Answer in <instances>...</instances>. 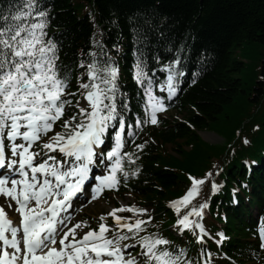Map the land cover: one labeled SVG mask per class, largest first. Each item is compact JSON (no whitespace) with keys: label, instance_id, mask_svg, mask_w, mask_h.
Listing matches in <instances>:
<instances>
[{"label":"snow or ice","instance_id":"obj_1","mask_svg":"<svg viewBox=\"0 0 264 264\" xmlns=\"http://www.w3.org/2000/svg\"><path fill=\"white\" fill-rule=\"evenodd\" d=\"M49 16L38 0H24L15 11L0 14V169L7 173H0V197L5 201L0 204V264H211V252L202 251L197 260L183 248L171 249L172 242L162 235H140L152 219L143 218L146 208H114L99 217L98 229L62 217L98 161L107 175L94 177L99 183L93 200L105 190H118L130 177H139L141 169L139 155L125 150V136L135 143L136 133L126 131L130 101L121 91L118 63L110 57L101 62L95 52L89 53L91 61L79 64L85 72L73 92L59 63V45L48 38ZM180 65V59L165 65L167 79L160 83L137 56L132 78L143 89L145 102L144 116L136 118L135 128L160 125L170 107L167 101L180 92L184 75ZM157 88L166 96L157 94ZM116 128L115 144L108 150L104 146L109 129ZM148 143L135 147L143 152ZM244 143H249L247 138ZM219 174L217 167L201 178L190 175L191 187L170 202L177 230L191 232L201 244L211 235L203 223L210 204L207 199L196 204L193 200L201 196L205 184L210 183L211 194L217 193L223 185L213 177ZM237 192L239 188L233 189L234 197ZM233 203L239 200L234 198ZM10 212L19 215L18 223ZM125 212H134L137 218L120 215ZM107 216L114 225L105 222ZM84 228L89 230L83 232ZM217 235L218 244L228 239L223 232ZM258 238L264 250V224ZM137 246L139 251L132 255L128 250Z\"/></svg>","mask_w":264,"mask_h":264},{"label":"trees","instance_id":"obj_2","mask_svg":"<svg viewBox=\"0 0 264 264\" xmlns=\"http://www.w3.org/2000/svg\"><path fill=\"white\" fill-rule=\"evenodd\" d=\"M23 2L0 0V14L7 15L9 9L15 11ZM38 2L50 13V34L59 45V63L67 72L73 89L85 72L79 67L80 62L92 59L89 53L95 52L101 62L110 57L121 69V89L130 101V111L136 112L141 95L130 76L131 64L137 56L151 66L181 60L180 69L195 82L181 95L176 108L190 110L189 122L194 129L215 131L225 142L219 146L209 145L184 123L168 127L169 123L165 122L160 128L147 129L140 139V143L149 141L142 158V178L127 189L156 206L158 217L145 232H161L160 235L172 242L171 248H183L194 256L197 253L195 241L189 236L182 241L169 229L175 218L166 204L190 186V175L201 178L217 167L224 169L220 179L227 187L223 194L210 198L211 188L206 184L197 201L212 202L208 222L214 238H218L223 216L229 219L225 230L232 240L221 250L229 255L221 256L217 263L250 261L257 247L256 243L247 241L252 237L255 223L250 210L254 204L264 203V81L259 78L253 86L246 84L247 80H255V74H243L245 63L240 61V55L248 44L264 47V0ZM81 6L91 7L96 14V22L102 29L100 46H94L96 23L87 13L80 16ZM260 67V75L264 76V62ZM244 137L249 139L250 145H244ZM181 140L185 144H180ZM158 142L175 146L176 155L155 156ZM244 160L258 161V167H253L248 179ZM236 185L243 193H250L251 207L242 196L241 204L233 206L229 188ZM211 248L219 255L213 243Z\"/></svg>","mask_w":264,"mask_h":264},{"label":"rangeland","instance_id":"obj_3","mask_svg":"<svg viewBox=\"0 0 264 264\" xmlns=\"http://www.w3.org/2000/svg\"><path fill=\"white\" fill-rule=\"evenodd\" d=\"M79 12H80V16H84L86 13H89L91 18H93L94 20L96 19V17L94 16V13L91 10V7L89 6H81L79 8ZM100 31L97 30L96 33V40H98L100 38ZM244 54V56H242ZM243 54L240 55V61H243L245 63V71L243 74L245 75H250V74H255V80L251 79L250 81L247 80L246 84L249 86H253L255 85L256 81L262 77H264L263 75L261 76L260 74V66L261 63L264 62V47L257 45V44H248L246 45L245 49L243 50ZM244 57V58H243ZM263 61V62H262ZM260 75V76H259ZM262 81H264V79H261ZM173 117L175 118L176 116H172V114L167 115L166 117ZM212 140L215 141H219L220 139L217 137H211ZM166 148L168 150H170L172 148V146H166ZM116 196L112 193L109 194H104L100 199L95 200L94 202H92L91 204H89L85 209L82 210L83 214L82 216H87L89 218H91L92 220H98L99 221V217L101 215H106L108 212H110L113 209L112 206V202L113 200H117L119 203H121L122 206H126L127 204H130L134 201V199L131 196H124L122 198H115ZM1 199V198H0ZM151 210L148 209V213ZM81 216V220H83ZM145 217V216H144ZM143 217V218H144ZM137 218V215L135 214L134 217L132 218L133 220H135ZM79 222L78 218H75V221L73 224ZM89 229L88 228H84L83 232H87ZM128 243H130L128 241ZM129 252L133 251V249H129ZM264 264V263H263Z\"/></svg>","mask_w":264,"mask_h":264}]
</instances>
